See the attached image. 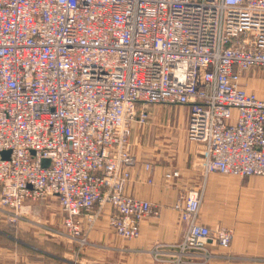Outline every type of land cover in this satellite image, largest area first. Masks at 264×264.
<instances>
[{
  "label": "built area",
  "instance_id": "1",
  "mask_svg": "<svg viewBox=\"0 0 264 264\" xmlns=\"http://www.w3.org/2000/svg\"><path fill=\"white\" fill-rule=\"evenodd\" d=\"M247 75L264 82V0H0V219L19 230L54 200L45 233L76 257L107 208L113 234L137 240L159 210L126 193L133 128L186 107L201 183L172 206L173 254L213 261L232 233L200 220L208 177H264V95Z\"/></svg>",
  "mask_w": 264,
  "mask_h": 264
},
{
  "label": "crops",
  "instance_id": "2",
  "mask_svg": "<svg viewBox=\"0 0 264 264\" xmlns=\"http://www.w3.org/2000/svg\"><path fill=\"white\" fill-rule=\"evenodd\" d=\"M245 78L251 90L264 91L263 81L250 75ZM148 113V124L135 126L130 138V149L138 162L131 170L126 193L155 205L159 215L142 222L140 237L132 241L116 237L108 225L109 210L105 208L86 230L89 246L74 257L72 246L48 236L38 239L36 233L30 234L29 224H21L19 230L1 224L0 264H173V252L180 241L182 227L172 206L180 192L195 187L200 181V147L186 140L188 108L150 109ZM145 165L151 167L149 174L144 170ZM173 173L179 177L166 178ZM218 176L210 175L206 181L200 220L210 228L219 221L230 223L232 220V225H220L232 230L229 248L232 260L214 259L204 263L198 257L197 262L264 264V177H233L232 182L228 181L229 186H224L226 181ZM149 178L151 184L147 183ZM222 195H227L228 201L232 199V214L225 213L221 220ZM44 207L49 210L45 215L50 222L60 221L62 214L57 202L50 200ZM155 250L159 254H154ZM211 250L220 252L215 246Z\"/></svg>",
  "mask_w": 264,
  "mask_h": 264
},
{
  "label": "rangeland",
  "instance_id": "3",
  "mask_svg": "<svg viewBox=\"0 0 264 264\" xmlns=\"http://www.w3.org/2000/svg\"><path fill=\"white\" fill-rule=\"evenodd\" d=\"M261 83V82H260ZM262 84V83H261ZM259 87H261V86H263V85H258ZM264 87V86H263ZM248 89L249 90H251L252 88L250 87V86H248ZM256 93H257V95L258 96H263L264 95V91L263 90H259V89H257V90H255V89H253ZM150 109H154V110H161V109H173V107H171V106H165V105H163V106H155V107H150L149 108V110ZM218 178H220V179H222V180H225L226 182L223 184L224 186H229V183H228V181H231L232 182V179H233V177H230V176H218ZM200 181L197 183V185L196 186H198V184L200 185ZM206 183H205V185H204V193H203V199H204V195H205V190H206ZM230 190H232V184L230 185ZM225 196H227V195H222V199H221V204H220V207H221V211H222V215L220 216V218H221V220H222V216L225 214V213H229V214H232V199H230V201H228V198L227 197H225ZM56 202V201H55ZM39 205H41V204H39ZM202 205H203V200H202ZM35 209L36 210H40V208L36 205L35 206ZM48 210V209H47ZM47 210H44L43 212H42V214H32L31 216H30V220H32V223H33V225H31V224H29V225H31L30 227H29V229H30V234L31 235H33L34 233H36V236L38 237V239L39 238H41L42 236H44V237H47L48 236V238H52L50 235H48V234H46L47 233V230H45V228H48V229H55V228H53V227H55L56 226V224H58V222L57 223H52V222H50L49 221V218H47L46 217V215L49 213ZM205 210V208L203 207V211ZM45 213H46V215H45ZM81 220H83V219H81ZM226 221V220H225ZM228 222H230V223H224V222H221V221H219V223H218V225L217 226H215V227H213V228H217V227H223V228H226V229H228V230H230L231 231V233H232V230L230 229V228H227V227H224V226H220V225H227V226H229V225H232V220L231 221H228ZM3 225V226H6V225H4V222H3V220H1L0 219V225ZM87 225L86 224H84V228L86 227ZM8 227V226H7ZM213 228H211V229H213ZM46 232V233H45ZM233 236V235H232ZM34 238V237H33ZM54 239V238H53ZM54 241H56V242H63V241H60V240H55L54 239ZM127 241V240H126ZM231 243H232V241H231ZM230 246H231V244H230ZM71 247V246H70ZM72 248V253H73V255H74V249H73V247H71ZM230 248V247H229ZM155 252H157V254H159V252L157 251V250H155ZM155 252H154V254H155ZM217 255V258H216V260L217 259H225V260H232V256L230 255V253H229V249L228 250H226V251H224V252H222V251H220L219 252V254H216ZM74 257H75V255H74ZM76 257H78V255L76 256ZM173 257H174V254H173ZM198 257L200 258V256H196L195 258H193L192 260H191V262H187V263H190V264H200V262H197V259H198ZM184 260V259H183ZM183 260H181V261H183ZM183 262H186L185 260L183 261ZM210 262H212V260H210ZM204 263H207V261L206 262H204ZM173 264H183L182 262L180 263V262H177L176 260H175V257H174V261H173Z\"/></svg>",
  "mask_w": 264,
  "mask_h": 264
},
{
  "label": "water",
  "instance_id": "4",
  "mask_svg": "<svg viewBox=\"0 0 264 264\" xmlns=\"http://www.w3.org/2000/svg\"><path fill=\"white\" fill-rule=\"evenodd\" d=\"M42 165L44 167H47L49 165V161H47V160L42 161Z\"/></svg>",
  "mask_w": 264,
  "mask_h": 264
}]
</instances>
